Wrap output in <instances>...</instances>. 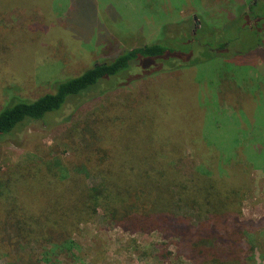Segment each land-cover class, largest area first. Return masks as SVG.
<instances>
[{"label": "rangeland", "instance_id": "374dc122", "mask_svg": "<svg viewBox=\"0 0 264 264\" xmlns=\"http://www.w3.org/2000/svg\"><path fill=\"white\" fill-rule=\"evenodd\" d=\"M258 1L31 0L25 7L26 0H14L15 7L1 21L15 27L19 39L14 38L17 43L11 46L8 59L0 61V112L12 98L34 101L52 93L57 82L110 62L125 50L162 40L177 38L175 46L182 54L174 61L184 67L173 71L167 67L168 72L125 88L103 84L98 93L73 100L72 108L51 121L32 123L21 134L2 139L0 178L15 164L58 156L65 144L80 140L83 124L116 104L145 109L146 115H153L159 106L155 115L167 127L164 143L183 144L178 168L184 175L207 170L201 164L214 154L207 144L221 145L231 158L237 156L235 142L241 139L244 146L263 150L264 1L255 5ZM253 5L255 10L250 12ZM243 15L253 18L240 19ZM247 24L249 31L244 28ZM196 25L211 34L209 45L206 37L194 35ZM231 39L237 40L236 45L219 56L212 57L206 50ZM191 45H196L191 58L195 65H187L184 55ZM203 131L207 144L201 142ZM246 158L241 167L249 191L241 209L244 219L257 223L264 220V163ZM73 242L72 252L49 261L41 250L24 246L23 253L20 248L17 253L29 262L24 259L17 264H192L175 257L158 260L156 246L163 242L159 233L130 235L99 219L81 226ZM171 251L175 253L176 248L172 246ZM255 258L257 264H264V253H256Z\"/></svg>", "mask_w": 264, "mask_h": 264}, {"label": "trees", "instance_id": "16d2710c", "mask_svg": "<svg viewBox=\"0 0 264 264\" xmlns=\"http://www.w3.org/2000/svg\"><path fill=\"white\" fill-rule=\"evenodd\" d=\"M13 1L0 0L1 62L13 53L14 38L19 39L15 27L1 23L15 7ZM197 26L196 35L206 37L209 45L211 34ZM249 27L244 25L246 31ZM175 39L125 50L110 62L55 83L52 93L34 101L12 98L0 112V141L21 134L32 123L51 121L72 108L73 100L98 93L103 84L125 88L167 67L180 70L183 65L174 60L182 53ZM236 42L221 41L214 43L219 48L206 50L216 57ZM195 47L184 54L187 65L197 63L191 62ZM157 107L146 115L149 111L142 108L111 105L83 124L80 140L65 144L58 156L10 167L0 178V262L28 261L17 253L19 248L23 253L24 246L41 250L47 261L70 253L81 226L99 219L130 235L161 234L163 242L156 246L161 262L175 257L192 264H257L256 253H264V220L243 217L248 180L241 162L249 155L250 161L264 163V148L244 146L241 139L235 142L237 156L231 158L221 145L207 144L203 131L201 142L213 149V157L201 164L206 171L184 175L178 168L183 144L164 143L167 127L156 118Z\"/></svg>", "mask_w": 264, "mask_h": 264}, {"label": "flooded vegetation", "instance_id": "af4514ba", "mask_svg": "<svg viewBox=\"0 0 264 264\" xmlns=\"http://www.w3.org/2000/svg\"><path fill=\"white\" fill-rule=\"evenodd\" d=\"M197 28H199V26H197ZM194 35H196V28L194 29Z\"/></svg>", "mask_w": 264, "mask_h": 264}]
</instances>
